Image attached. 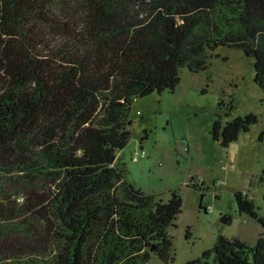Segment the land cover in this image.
I'll return each instance as SVG.
<instances>
[{"label":"trees","instance_id":"trees-1","mask_svg":"<svg viewBox=\"0 0 264 264\" xmlns=\"http://www.w3.org/2000/svg\"><path fill=\"white\" fill-rule=\"evenodd\" d=\"M217 46L251 57L264 92V0H0V264L173 259L179 191L133 186L115 151L131 100L173 91L179 69H206ZM256 119L216 113L210 135L227 146ZM233 196L261 233L217 234L186 264H264V213L247 190Z\"/></svg>","mask_w":264,"mask_h":264},{"label":"rangeland","instance_id":"rangeland-1","mask_svg":"<svg viewBox=\"0 0 264 264\" xmlns=\"http://www.w3.org/2000/svg\"><path fill=\"white\" fill-rule=\"evenodd\" d=\"M214 52L204 70L181 67L173 91L134 97L128 140L115 151V165L133 186L163 200L169 188L179 191L181 210L167 226L173 259L166 264H186L209 248L217 234L234 233L240 216L235 190H247L257 213H264V92L253 81L251 57L227 46H217ZM248 112L256 121L227 146L211 137L216 113L224 122ZM141 150L144 155L139 156ZM134 153L136 160L131 158ZM196 174L204 180L201 189L189 185ZM223 214L229 222L220 220ZM8 254V249H0V258ZM143 264L163 263L151 253Z\"/></svg>","mask_w":264,"mask_h":264},{"label":"crops","instance_id":"crops-1","mask_svg":"<svg viewBox=\"0 0 264 264\" xmlns=\"http://www.w3.org/2000/svg\"><path fill=\"white\" fill-rule=\"evenodd\" d=\"M194 180L203 181L200 175H194ZM226 215V214H225ZM239 219L234 229V233H230V235L226 236H238L241 239L247 240L249 242H253L256 237L261 233V228L257 221L253 218L246 216L245 214H239Z\"/></svg>","mask_w":264,"mask_h":264},{"label":"water","instance_id":"water-1","mask_svg":"<svg viewBox=\"0 0 264 264\" xmlns=\"http://www.w3.org/2000/svg\"><path fill=\"white\" fill-rule=\"evenodd\" d=\"M220 220L222 222H229L230 219H229V216L223 214V215L220 216Z\"/></svg>","mask_w":264,"mask_h":264},{"label":"built area","instance_id":"built-area-1","mask_svg":"<svg viewBox=\"0 0 264 264\" xmlns=\"http://www.w3.org/2000/svg\"><path fill=\"white\" fill-rule=\"evenodd\" d=\"M139 156H142V155H144V151L143 150H141L140 152H139V154H138ZM137 154H133L132 156H131V158L133 159V160H136L137 159Z\"/></svg>","mask_w":264,"mask_h":264}]
</instances>
